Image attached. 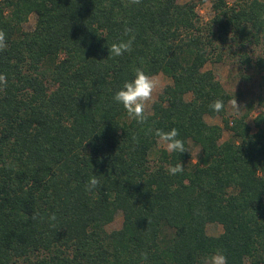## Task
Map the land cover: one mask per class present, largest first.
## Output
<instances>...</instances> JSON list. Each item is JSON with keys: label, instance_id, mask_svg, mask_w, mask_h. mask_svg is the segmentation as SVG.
<instances>
[{"label": "trees", "instance_id": "16d2710c", "mask_svg": "<svg viewBox=\"0 0 264 264\" xmlns=\"http://www.w3.org/2000/svg\"><path fill=\"white\" fill-rule=\"evenodd\" d=\"M198 1L0 0V264H209L217 252L264 264V59L258 111L247 101L230 118L231 93L204 67L231 42L243 62L264 45V0H210L205 22ZM137 68L170 78L143 124L114 100ZM172 128L188 151L155 150L156 129Z\"/></svg>", "mask_w": 264, "mask_h": 264}, {"label": "rangeland", "instance_id": "374dc122", "mask_svg": "<svg viewBox=\"0 0 264 264\" xmlns=\"http://www.w3.org/2000/svg\"><path fill=\"white\" fill-rule=\"evenodd\" d=\"M184 1V0H177ZM230 2L231 0H227ZM196 10L198 13L199 20L205 22L209 19L212 11L210 8V0L198 1L196 4ZM34 16L30 14L28 19L24 23V27L28 28L33 24ZM230 47L226 49L222 58L218 61H207L204 67H210L215 77L221 82L222 86L231 93V99L226 110V115L228 118L231 115L236 114L240 109H244L245 103L247 101H253V107H251L249 115H252L258 111V106L255 104L256 96L261 92L262 87V71L258 70V65L256 63V57H262L264 59V45L256 46L255 48H250L248 55L249 61L243 62L238 57V52L236 51V46L231 42ZM252 49V50H251ZM158 80L157 88L153 92V98L148 103L146 111H150V104L156 98L157 93L161 90L162 86L170 81V78L163 74L162 72H157L153 75ZM237 102L236 109H233L232 102ZM205 120L208 122H215L221 124V118L219 116H204ZM250 121V116L248 118ZM229 135V130L224 128L222 132V137H227ZM164 148L157 140L156 148ZM196 148L192 151L195 153ZM121 212L117 210L110 222H108L105 227L106 229L116 228L121 223ZM205 231L208 234H217L221 231V225L217 222H207L205 224ZM211 264V259L209 261ZM244 264H254L250 262L247 258L244 260Z\"/></svg>", "mask_w": 264, "mask_h": 264}, {"label": "clouds", "instance_id": "9594fccd", "mask_svg": "<svg viewBox=\"0 0 264 264\" xmlns=\"http://www.w3.org/2000/svg\"><path fill=\"white\" fill-rule=\"evenodd\" d=\"M132 3H139L140 0H131ZM130 30H125V35L128 34ZM134 37L127 41L121 40L118 43H113L108 47V52L114 57L122 56L125 52H130L132 50V41ZM6 48L5 33L0 30V50ZM108 54V55H109ZM7 80L4 74H0V85H6ZM158 80L148 75L145 71L140 68L135 69V76L130 81H125L123 87L118 90L114 95V100L121 103L126 109L128 115L137 120L138 123L143 124L147 120L146 108L148 103L153 98V92L157 88ZM209 107L214 112H221L224 110V102L222 100H215ZM233 109L238 108L236 99L232 102ZM155 136L158 137V142L164 146V148L169 152L183 153L188 151L185 148L184 142L178 139L179 131L176 128H172L170 131H163L161 129H156ZM183 171V164L178 163L175 166H169L168 172L170 175H176ZM100 186V181L96 176H92L86 188L91 190ZM55 219V214L51 217ZM146 258V254H145ZM211 264H227V258L220 252H217L211 257Z\"/></svg>", "mask_w": 264, "mask_h": 264}]
</instances>
